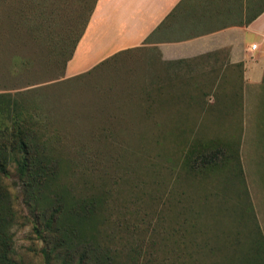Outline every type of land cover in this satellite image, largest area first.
<instances>
[{
  "label": "rangeland",
  "instance_id": "1",
  "mask_svg": "<svg viewBox=\"0 0 264 264\" xmlns=\"http://www.w3.org/2000/svg\"><path fill=\"white\" fill-rule=\"evenodd\" d=\"M51 1L0 0V93L21 94L25 108L42 95L33 116L45 113L48 148L68 166L62 178L73 194L105 191L107 228L125 250L137 249L139 264H264V130H211L203 119L175 118L168 103L158 110L143 103L138 51L61 82L62 60L84 17L77 0ZM53 16L61 36L68 33L56 52L22 27ZM3 181L16 211L13 259L44 264L45 235L24 206L12 165Z\"/></svg>",
  "mask_w": 264,
  "mask_h": 264
},
{
  "label": "crops",
  "instance_id": "2",
  "mask_svg": "<svg viewBox=\"0 0 264 264\" xmlns=\"http://www.w3.org/2000/svg\"><path fill=\"white\" fill-rule=\"evenodd\" d=\"M129 51L143 58V103L211 130H264V0H96L63 78Z\"/></svg>",
  "mask_w": 264,
  "mask_h": 264
},
{
  "label": "trees",
  "instance_id": "3",
  "mask_svg": "<svg viewBox=\"0 0 264 264\" xmlns=\"http://www.w3.org/2000/svg\"><path fill=\"white\" fill-rule=\"evenodd\" d=\"M53 1L54 4L59 3L58 0ZM95 2L90 0L88 4L86 0H77V7L84 18L62 60L59 79L63 78L65 63L72 56ZM84 5H88L87 8ZM83 9L86 10L83 12ZM59 25L60 19L53 16L46 20L27 19L22 27L26 36L37 45L61 51L63 46L61 48L57 40L65 41L68 33L61 36ZM19 95L0 93V264H19L13 259L11 233L16 211L10 191L3 181L10 165L14 167L24 206L40 223L41 229L37 232L45 235V247L40 251L44 264H139L137 249L131 247L125 250L120 236H116L114 229L107 228L110 216L104 214L108 203L105 191L97 194L90 188L75 196L71 181L62 178L63 169L68 170V166L48 148L47 117L44 112L43 119L33 116L38 110L41 113L36 102L42 95L34 96L35 99H31L34 105L28 108L23 107L24 101L18 102L16 97ZM208 160L202 157L200 162L206 165ZM69 173L74 175L70 170Z\"/></svg>",
  "mask_w": 264,
  "mask_h": 264
},
{
  "label": "built area",
  "instance_id": "4",
  "mask_svg": "<svg viewBox=\"0 0 264 264\" xmlns=\"http://www.w3.org/2000/svg\"><path fill=\"white\" fill-rule=\"evenodd\" d=\"M250 48H251L252 50H253V49H255V45H251V47H250Z\"/></svg>",
  "mask_w": 264,
  "mask_h": 264
}]
</instances>
